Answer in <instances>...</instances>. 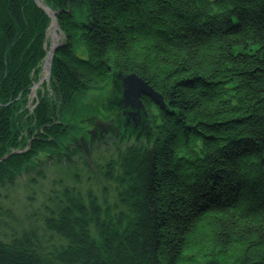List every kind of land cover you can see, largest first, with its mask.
<instances>
[{
	"label": "trees",
	"instance_id": "obj_1",
	"mask_svg": "<svg viewBox=\"0 0 264 264\" xmlns=\"http://www.w3.org/2000/svg\"><path fill=\"white\" fill-rule=\"evenodd\" d=\"M46 3L65 38L51 74L66 105L56 107L60 115L79 92L132 73L167 109L145 97L156 115L152 141L121 148L114 139L103 164L88 167L93 152L85 156L78 143L63 152L81 159L51 157L59 188L49 189L40 214L28 213L26 230L0 239V264H264V0ZM48 23L34 0H0L2 144L19 132L9 119L20 115L18 96L43 59ZM49 98L32 118L43 130L57 126ZM60 127L56 138H75ZM31 155L0 166V195L18 172L46 179ZM80 165L103 183L98 194L66 184ZM8 219L0 210V224Z\"/></svg>",
	"mask_w": 264,
	"mask_h": 264
},
{
	"label": "rangeland",
	"instance_id": "obj_2",
	"mask_svg": "<svg viewBox=\"0 0 264 264\" xmlns=\"http://www.w3.org/2000/svg\"><path fill=\"white\" fill-rule=\"evenodd\" d=\"M34 2L40 9L44 10L49 18V23L42 40L44 56L43 59L38 62V67L27 75L30 85L29 90L24 92V98L18 96L21 101L20 104H18L20 115H14L13 118L11 117L8 125L9 127L11 126L12 130L15 128V130H19V132L13 131L15 133L12 134L13 137H10L6 145L0 143V166L3 167L2 165H5L4 163L6 161L10 163L11 160H14L13 158H18V155H25L29 152L32 154L31 159L36 160L37 164H41L45 173L43 175L46 176V179L36 180V182L34 180L33 182L32 180H28V177L23 175V173L18 172L15 184L13 186L9 184L5 185V189L2 190L0 195V210H2V213L9 210L13 216L12 220L8 219L10 221L7 220V223L0 224V239L5 242L9 240V236L13 231L18 232L19 229L27 228L28 213H36V211H39L37 213L40 214L41 210L39 206L44 202V199L48 198L47 194L49 189L51 187L59 188L57 182L55 183V180H57L55 172L58 167L53 166L52 162H50L51 157L62 155V158H67L73 153L72 150H69V153L63 151L68 149L69 146L73 149L77 148L78 144H81L79 147H81L82 154L85 153L84 155L88 157L89 151L93 152L92 157L86 161L88 163L87 166L92 168L94 162L103 164L110 158L112 153L110 149L112 144L111 141H116L114 139L118 140L119 144L117 145L124 148L125 145L135 142L140 143V141H147L149 144L154 134L150 121L151 118H153V116L156 117V115L154 113H152L154 115H151V110L153 109L147 111V107L143 104L144 98L147 96L141 97V105H143V109H145L146 112L144 114L145 117L133 120L130 113L134 114L142 111L123 107V94L120 95L123 90V85L121 84L122 77L116 75H113L107 85L102 88L88 89L84 92H79V94L76 95L77 102L72 107L73 109L68 110L66 115L63 113L60 115L56 107L66 105H64V100H58L56 92L51 87V74L53 64L56 62L55 52L64 45L65 38L60 30H56L58 34V36L56 35L57 40L55 44L52 43L53 34L51 32V25L52 22L55 21V16L58 13L54 14V11L50 10L46 3L47 0H34ZM19 92L20 91H18L16 95H20ZM51 95H54L56 99L54 98L52 100L54 103L50 102L53 107L50 106L49 109L52 113L54 112V108L56 111L54 115L49 118H51V123L57 126L43 130L35 124V121H32V118L34 113L37 114V106L46 96L49 98ZM147 98L150 100L149 97ZM122 111H128L127 113H129V115H125V118L124 114L122 115ZM14 113L16 114V112ZM18 116L22 118L20 122L17 120ZM53 117L55 118L52 119ZM60 126H63L62 128L66 131H68V129L71 130L75 138L68 140V138H65V132L56 138L58 134L54 135L53 132L60 131L58 128ZM31 127L33 128L30 129ZM101 128L108 129L107 133L101 135L99 133ZM51 144L55 146L53 149L51 148ZM36 147L39 148L33 152V149ZM46 157L48 158L47 160L45 159ZM72 158L81 159L82 157L73 155ZM67 161L69 164H74L72 159H67ZM28 163L30 164V162ZM21 165L23 169H25L24 164L22 163L20 166ZM78 167L79 170L76 173V180H66L67 183H65L69 186L76 185L80 192L91 188L98 194L103 183L96 178L91 179L89 173L85 170V166L80 165ZM62 178L63 177L59 176L58 180ZM77 178L80 181H78ZM31 183L33 184L30 185ZM19 225L22 226L18 228ZM39 227L40 226H38L37 230H39V233H43L44 231Z\"/></svg>",
	"mask_w": 264,
	"mask_h": 264
},
{
	"label": "water",
	"instance_id": "obj_3",
	"mask_svg": "<svg viewBox=\"0 0 264 264\" xmlns=\"http://www.w3.org/2000/svg\"><path fill=\"white\" fill-rule=\"evenodd\" d=\"M70 13V11H67ZM57 14V13H56ZM121 84L123 85V107H131L132 109L141 110L140 98L147 96L153 104H156L159 109L166 111V103H164L162 96L156 93L152 88L135 74H122Z\"/></svg>",
	"mask_w": 264,
	"mask_h": 264
},
{
	"label": "bare ground",
	"instance_id": "obj_4",
	"mask_svg": "<svg viewBox=\"0 0 264 264\" xmlns=\"http://www.w3.org/2000/svg\"><path fill=\"white\" fill-rule=\"evenodd\" d=\"M53 21V20H52ZM56 25V26H55ZM51 27H52V30H51V32H52V34H53V40H52V43H54L55 44V42H56V40H57V38H56V35L58 36V34H57V32H56V30H59V27H58V24H57V21H53L52 22V25H51ZM60 37V36H59ZM122 76V75H121ZM120 95H122V93L120 94ZM141 111L143 112H139L137 115H136V113L134 114V119H137V118H140V117H145V109H141ZM148 111V110H147Z\"/></svg>",
	"mask_w": 264,
	"mask_h": 264
},
{
	"label": "flooded vegetation",
	"instance_id": "obj_5",
	"mask_svg": "<svg viewBox=\"0 0 264 264\" xmlns=\"http://www.w3.org/2000/svg\"><path fill=\"white\" fill-rule=\"evenodd\" d=\"M128 111H122V115L125 114V115H128L127 114ZM126 118V116H125ZM127 121H128V118H127ZM108 129L106 128H101V130L99 131V133L102 135L103 133H107ZM101 137V136H100ZM91 148V147H90Z\"/></svg>",
	"mask_w": 264,
	"mask_h": 264
}]
</instances>
